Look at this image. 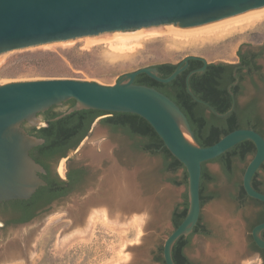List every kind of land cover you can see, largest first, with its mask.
<instances>
[{"label": "rangeland", "instance_id": "374dc122", "mask_svg": "<svg viewBox=\"0 0 264 264\" xmlns=\"http://www.w3.org/2000/svg\"><path fill=\"white\" fill-rule=\"evenodd\" d=\"M116 32L1 53L0 84L72 78L112 85L139 68L179 64L189 55L204 57L208 63H237L239 51L248 49L260 51L264 75V18L196 39L170 33L134 38L132 48L125 51L111 48L109 40H114ZM87 37L104 41L87 45ZM255 81L259 86L247 81V91L239 100L249 101L261 89L264 115V83L258 76ZM64 103L57 105L59 109H67ZM100 121L92 124L70 157L55 167L63 178L69 160L87 166L85 183L32 221L0 231V264H163L164 243L175 228L174 211L183 207L188 193L187 185L181 184L184 171H166L160 153L136 148L128 135ZM251 158L236 162L232 178L221 163L206 164L214 180L203 190L201 224L205 232L193 234L185 249L201 264H264L258 253L248 250L252 222L261 210L250 199L240 200L243 171ZM258 177L264 182V166Z\"/></svg>", "mask_w": 264, "mask_h": 264}, {"label": "water", "instance_id": "95a60500", "mask_svg": "<svg viewBox=\"0 0 264 264\" xmlns=\"http://www.w3.org/2000/svg\"><path fill=\"white\" fill-rule=\"evenodd\" d=\"M264 7V0H0V54L24 47L105 32H131L144 27L171 25L177 30L205 27L229 21ZM192 59L205 62L186 79L189 95L216 115L226 117L236 107L219 113L208 102L198 98L190 76L205 71L204 57H185L167 77L157 66H146L129 72L112 85L72 78H49L13 81L0 84V201L29 199L47 182L40 176L46 170L31 155V150L45 139L30 134L24 123L37 125L40 114L70 99L75 104L65 114L82 109L135 113L146 119L165 146L183 163L188 173L189 208L185 219L169 234L163 256L166 264H176L173 248L181 237L194 232L202 213L201 180L203 163L226 153L244 140L256 145V153L243 174L248 196L264 202V193L253 186V177L264 163V136L253 128L235 129L210 146H202L181 107L155 87L137 84L140 74L170 83L182 74ZM63 116V115H62ZM264 222L252 229V236L264 249Z\"/></svg>", "mask_w": 264, "mask_h": 264}, {"label": "trees", "instance_id": "16d2710c", "mask_svg": "<svg viewBox=\"0 0 264 264\" xmlns=\"http://www.w3.org/2000/svg\"><path fill=\"white\" fill-rule=\"evenodd\" d=\"M241 50L239 51V54ZM178 64L172 63H162L155 65L160 70V74L163 77L169 76L177 67ZM238 64L235 63H209V67L211 68L207 72H203L200 74L194 75L190 80V86L194 92V94L208 102L216 111L219 113H225L232 106L233 98L230 97V92L228 90V85L233 83L235 78L231 75V70L237 67ZM261 68V66H260ZM226 76L223 79H220V75L222 72H226ZM190 71V68L184 71L182 74L178 75L176 79L168 84H175L178 86L177 91L174 94H166L170 98H172L185 112L187 115L192 129L195 132L197 141L202 146H210L220 140L223 136L228 134L229 132L239 129V128H253L264 136V132L261 130L262 125L258 120L254 118L253 112L256 111V103L255 101L250 102L246 107H238L236 106L234 111L228 116L221 118L220 116L213 113V119L209 122L202 113L203 109L207 107L200 102L194 100L189 93L187 92L186 85L181 86L180 78L186 75ZM135 82L137 84H144L151 87H155L158 90L159 81L149 77L147 74L143 73L137 76ZM253 84L256 82L252 81ZM257 85V84H256ZM161 91V90H160ZM231 91L234 93V87L231 88ZM261 89H259V92ZM162 92V91H161ZM164 93V92H163ZM75 101V99H70ZM69 101V100H68ZM76 102V101H75ZM74 102V104H75ZM73 104V105H74ZM72 105V106H73ZM71 106V107H72ZM90 118L88 121H83V125H85L84 131L82 135L78 138L76 144L72 146H64L59 140L68 136L74 127H66L62 129V131L55 132L53 134H45L48 130V127L39 130V135L44 138L46 141L44 144L35 147L31 154L39 162L44 168H47V162L52 160L56 156H60V152L65 148L76 149L82 139L88 135L92 124L96 120V118L108 112L97 110V109H82L78 111H74L70 114H67L64 119H72L76 115H84V118L88 114ZM109 117L104 118L101 123L107 124L113 130H121L123 133L128 135L130 139L135 142L136 148L147 151L151 153H160L165 162V170L170 172H177L180 169H183V180L181 184H186L188 186V173L186 171L185 166L181 161H179L171 151L165 146L163 139L158 135L152 125L143 117L138 114L130 113V112H111ZM224 119V123L221 124L219 121ZM79 123L78 125H80ZM256 145L251 140H244L231 149H229L226 153L220 155L219 157L211 160L217 161L221 163L226 174L232 178L235 170H236V162H246L248 156L253 157L256 153ZM209 162V161H208ZM208 162L203 163L202 170V180H201V202L202 205L204 203V195L203 190L207 182H211L214 180V177L207 171L206 164ZM246 169V168H245ZM244 169V171H245ZM243 171V173H244ZM258 176V172L254 175L253 178V186L256 190L262 192L260 189L256 187V183L254 179ZM73 180V176L70 177V181ZM58 181L66 182L65 180L60 179H52L50 177L47 178V185L40 187L37 192L31 198V202L35 203L43 200H53L58 197ZM264 193V192H263ZM251 199L250 196L247 195L243 183L241 184V193L240 200ZM254 199V198H252ZM257 202L264 204L263 201L255 199ZM189 208L188 201V193H186L185 201L183 203V207L177 208L173 214V223L175 228L180 225V223L185 219ZM264 222V215L259 217V223ZM201 217L199 219L197 227H195L194 232H198V226H200ZM191 236L188 237L181 236L174 245L173 248V258L176 264H187L186 256L184 254V249L189 246L191 241ZM262 237L264 238V231L262 233ZM256 249L264 251V249L259 248L256 245ZM164 261V257L162 258Z\"/></svg>", "mask_w": 264, "mask_h": 264}, {"label": "flooded vegetation", "instance_id": "af4514ba", "mask_svg": "<svg viewBox=\"0 0 264 264\" xmlns=\"http://www.w3.org/2000/svg\"><path fill=\"white\" fill-rule=\"evenodd\" d=\"M259 58H260V51H256L253 49L241 51V53L239 54V60L237 63H235V64H238L237 67H235L234 69L231 70V75H233V77L235 78L233 83L236 82V84L233 85L231 88L234 87V97L236 100V106L244 108L250 102L255 101L256 111L253 112V114H254L253 116L256 120H258L260 122L261 125H263L264 124V115L261 112V97H260L261 91L259 92V90H258V94L254 98L250 99L249 101L241 103L239 100V97L244 92L247 91V88H246V82L247 81H250L253 84L252 81L256 82L255 77L258 76V78L264 83V75H263L261 68H260ZM204 64H205V62H203L201 60H196V59L190 60L189 66L187 68V69L190 68V71L185 76L183 75L182 78H180V83H181L180 85L181 86L186 85V79H187L188 75L192 71L203 67ZM210 69L211 68L209 67V63H208L205 71H203V72H207ZM203 72L193 73L190 76V80L194 75L200 74ZM226 73H227V70H226V72H222L220 75V79H223L224 76H226L225 75ZM159 83L160 84L158 85V88L162 92H164L168 95L174 94L178 89V86L175 84H168V83H163L160 81H159ZM231 84L232 83H230L228 86H230ZM256 84H254V85H256ZM257 86H259V85L257 84ZM230 97H231V99L233 98L232 95H230ZM74 102L75 101H73V100H69V101L65 102L64 104L67 105V109H65V110L59 109L60 108L59 106L54 105V106L50 107L49 109H47L46 111H44L40 114L39 124L32 125V124H29L26 122L23 124V127L30 134L38 136V137H41V135H39V134H41V133H39V130H42L45 127H48V130L46 131L45 134H47V133L53 134L55 132L62 131V129H64L66 127H70V128L74 127V129L72 130V132L68 136L61 138L59 140V142L64 146H68V147L72 146V145L76 144L78 138L82 135V133L84 131L85 125H83V121L84 120L88 121V119L90 118V115H91L89 113L86 116V118H84V115L81 114V115L74 116L72 119H64V117L67 115L65 113L74 104ZM206 107H207L206 109L199 111V113H202L204 115V117L209 122H211L213 119V113L214 112L208 106H206ZM110 115L111 114H109V113L101 114L96 118L94 123L98 119H101V121H102L104 118H107ZM104 116H106V117H104ZM221 118H224V117H221ZM79 123H81V124L78 125ZM219 123L223 124L224 119L219 121ZM105 125L108 126L107 124H105ZM108 127L111 128L110 126H108ZM86 137L87 136H85L83 139H85ZM83 139H82V141H83ZM73 150L74 149L65 148L64 150H62L59 153L60 156H56L52 160H49L47 162V168H45L46 172L41 173L40 176L46 182H47L48 177H50L52 179H58L59 175L57 174V170L55 169V167H57V169H58L60 163L64 159H68L70 157V152ZM263 166H264V163L262 164L260 169ZM88 174H89V172H88L87 166L74 165L72 163V160H69L67 163L66 174L63 178H60L62 180H65L66 182L58 181V190H57L58 197L57 198H54L53 200H50V201L47 199V200L38 201L35 203L31 202V198L33 196L29 199H12V200L0 201V231L5 232L10 228H14L18 225H23V224H26V223L32 221L40 213H43L54 201H57L61 198L66 197L70 192L78 189L81 185H83L85 183V181L87 180ZM71 176H73L72 181H70ZM254 181L256 183V187L258 189H260L262 192H264V187H263L264 182L261 181L258 176L254 179ZM250 200L253 201L255 203L256 207L260 208V210H261V214H259L258 217L252 222V224H253L252 229H253L257 224H259V217L264 215V204L257 202L255 200V198L252 199V197ZM203 228H204L203 225L200 223V226H198V232H196V233L205 232V231H203ZM193 234H195V233H192L190 235H193ZM256 245L257 244L255 243V241L253 239L252 230H251V240L248 244V250L252 253H258L263 258V261H264V251L256 249ZM185 249H184V254L186 256V263L187 264H201V263L197 262L196 260L192 259L191 257H189L187 255ZM164 261H165V259H164ZM163 264H166V263L163 262Z\"/></svg>", "mask_w": 264, "mask_h": 264}, {"label": "bare ground", "instance_id": "6f19581e", "mask_svg": "<svg viewBox=\"0 0 264 264\" xmlns=\"http://www.w3.org/2000/svg\"><path fill=\"white\" fill-rule=\"evenodd\" d=\"M263 18H264V7H261L251 12H248L244 15L231 19L229 21H225L205 27H200V28L177 30L171 25L170 26L166 25L165 27L162 25L163 27L141 29L140 31L138 30L139 32L136 31L120 32V33L116 32L114 36L115 37L114 40L110 39L109 42L111 44V48L114 47L119 51H125L132 48V41L134 38L140 40L141 38L158 37L170 33L172 35L174 34L176 37L179 38L196 39L198 37H207L210 35L212 36L216 34H224L236 26L252 23L256 20H260ZM132 32H136V33H132ZM104 37H107V35ZM86 39L87 40L85 41L87 45H96L104 41L102 38L99 37H87ZM60 174L63 175L62 172H60ZM125 186H124L125 189H129L127 185Z\"/></svg>", "mask_w": 264, "mask_h": 264}]
</instances>
